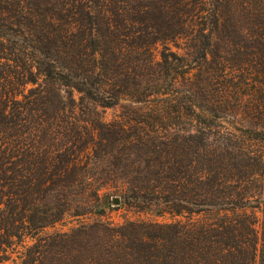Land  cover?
<instances>
[{
    "label": "trees",
    "instance_id": "trees-1",
    "mask_svg": "<svg viewBox=\"0 0 264 264\" xmlns=\"http://www.w3.org/2000/svg\"><path fill=\"white\" fill-rule=\"evenodd\" d=\"M108 185L170 221L42 233ZM263 193L264 0H0V264H264Z\"/></svg>",
    "mask_w": 264,
    "mask_h": 264
},
{
    "label": "rangeland",
    "instance_id": "rangeland-1",
    "mask_svg": "<svg viewBox=\"0 0 264 264\" xmlns=\"http://www.w3.org/2000/svg\"><path fill=\"white\" fill-rule=\"evenodd\" d=\"M161 48V47H159ZM64 92V90H63ZM74 96L78 99L79 94L77 92H74ZM128 103L126 101H121L117 106L115 107H107L103 108L101 106H94L91 105V109L96 110L99 112L105 121L113 120L114 118H117L124 110H127ZM80 114H82L81 109L78 110ZM84 115H87L86 113ZM103 193L107 195V207H106V214L104 216L99 215H88L86 217L82 218H72L67 217L65 220L56 223L53 226H49L45 228L42 233H52L56 231H68L70 228L75 226L76 224L80 222H87V221H93L97 219H103V220H109L110 222L114 224H121L125 222L126 220H138V219H144V220H155V221H162L167 222L170 221L171 217L169 215L164 216H158L154 212H143L139 211L136 208H131L129 206H126L123 204V197L121 194V190H119L117 187L113 185L105 186L103 189ZM262 198H264V193L261 195ZM118 198V203L115 202V199ZM110 202V203H109Z\"/></svg>",
    "mask_w": 264,
    "mask_h": 264
},
{
    "label": "water",
    "instance_id": "water-1",
    "mask_svg": "<svg viewBox=\"0 0 264 264\" xmlns=\"http://www.w3.org/2000/svg\"><path fill=\"white\" fill-rule=\"evenodd\" d=\"M118 201H119L118 198H116V199H115V202L118 203Z\"/></svg>",
    "mask_w": 264,
    "mask_h": 264
}]
</instances>
